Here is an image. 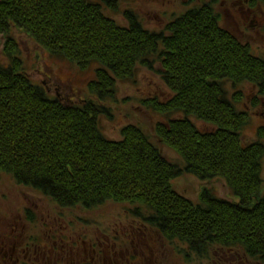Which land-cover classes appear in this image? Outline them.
<instances>
[{"label": "trees", "instance_id": "trees-1", "mask_svg": "<svg viewBox=\"0 0 264 264\" xmlns=\"http://www.w3.org/2000/svg\"><path fill=\"white\" fill-rule=\"evenodd\" d=\"M252 1L253 8L264 7V0ZM127 19L122 27L89 0H0V35L10 60L0 62V177L64 206L129 205L175 250L188 249L178 252L208 258L216 248L264 264V129L244 143L251 114L240 109L244 92L231 99L227 88L251 86L252 108L261 107L264 57L223 28L214 9L193 8L161 32L132 14ZM17 32L81 70L97 66L85 104L67 106L28 76ZM154 59L172 97L142 105L180 117L156 125L161 144L135 125L123 128L121 141L109 140L99 117L108 114L117 81ZM196 122L212 129L201 131ZM159 145L181 161L169 160ZM186 175L223 180L238 202L211 189L190 200L174 186Z\"/></svg>", "mask_w": 264, "mask_h": 264}, {"label": "rangeland", "instance_id": "rangeland-1", "mask_svg": "<svg viewBox=\"0 0 264 264\" xmlns=\"http://www.w3.org/2000/svg\"><path fill=\"white\" fill-rule=\"evenodd\" d=\"M89 1L103 5L105 16L122 27L129 25L127 19V14L129 13L137 16L147 30L154 32L163 31L171 21L170 18L173 14H181L194 8V5L182 6L180 2L171 3L167 0H109V3L106 1L101 2V0ZM237 2L239 3V1ZM237 2L231 1L228 5L218 6L221 24L226 30L233 31L239 38L254 45L255 54L263 58L264 7L260 9L253 8L254 13L244 15L239 8L241 6L234 8ZM242 6L245 7L246 5L243 4ZM227 11L230 14L226 13ZM17 33L21 59L28 76L40 84L45 91L47 90V94L51 98L57 99L67 106L85 104L87 97L89 98L90 83L96 78L95 70L97 66L93 65L86 70H81L73 63L45 52L24 34ZM5 45L6 41L0 35V62L8 66L10 60L4 53ZM161 70V63L154 59V61H151L149 68L139 66L130 78L117 81L114 96L107 101L108 114H102L99 117V126L106 138L111 141H121L123 128L135 125L148 132L155 143L161 144L155 134L156 125L167 123L168 119L180 117L178 115L165 117L152 109H146L142 105V101L145 100L158 99L161 102H166L172 97V92L166 87L161 78ZM227 88L231 93V99L235 92H244L246 101L240 106V109L244 110L247 108L251 114L252 121L251 126L245 130L244 143L252 144L258 138L259 130L261 128L264 129V107L252 108L251 103L253 102L252 95L254 91H252L251 86L245 85L236 90L234 87L227 85ZM196 124L201 131H210L212 129V127L202 122H196ZM159 146L169 160L173 162L181 161L174 151L166 146ZM6 181L4 179L0 181V209L9 210L12 217L16 215L21 207L27 204H37L36 206L46 217L55 210V207L47 199L33 193H31V196L26 195L28 193H22L15 185H9L10 181ZM174 186L179 193L194 202L199 200L206 189L213 190L214 194L222 199L238 202L223 180L202 181L191 175H186L177 179ZM132 209L129 205L109 203L100 209L94 210L92 214L86 215V213H83L80 215L84 220H92V235L94 238L100 237L102 232L107 231H120L121 234L132 232L135 236L146 235L151 238L153 234H151L150 230H146L147 233L139 232L141 225L135 221L133 213L130 212ZM72 219L75 220L74 217ZM153 236L157 238V253L163 264H258L245 262V256L240 252L227 253L222 249L216 248L210 251L208 258L202 259L192 256L189 262H185L183 254H187L188 251L186 253L178 251L188 250L186 247L177 245L178 248L175 250L176 247L162 243L158 233Z\"/></svg>", "mask_w": 264, "mask_h": 264}, {"label": "flooded vegetation", "instance_id": "flooded-vegetation-1", "mask_svg": "<svg viewBox=\"0 0 264 264\" xmlns=\"http://www.w3.org/2000/svg\"><path fill=\"white\" fill-rule=\"evenodd\" d=\"M167 1L171 3L180 2L182 6L194 5V8L202 6L210 10L214 9L218 15V19V6L228 5L231 1H239V3H235L234 8L241 6L239 8L242 14L250 15L254 13L252 0ZM101 2H105V0H101ZM107 2L109 3V1ZM243 4L246 6L243 7ZM100 6L103 10V5ZM188 11L190 10L181 14L175 13L170 19H177L185 15ZM226 13L229 12L227 11ZM229 32L235 35L240 42L242 41L246 44H250L239 38L233 31L229 30ZM46 92L48 93L47 90ZM261 107H264V101H262ZM2 179H4V181H10L9 185H15L22 193H28L26 195L31 196V193H33L47 199L48 202L55 207V210L46 217L44 216L45 214L39 210L38 206H36L37 204H27L21 207L16 215L12 217L9 210L0 209V264L162 263L157 253V238L153 236L156 234V231L144 219L142 214L136 212L133 207L130 212L133 213L137 224L143 227L139 228V232L147 233L146 230H150L151 234H153L151 238L146 235L140 237L135 236L132 232L121 234L120 231L102 232L100 237L94 238L92 235V220H84L80 214H92L94 210L100 209L109 203L96 208H92L85 204L64 206L43 192L25 185L17 184L16 181L9 176L3 175L0 177V181ZM73 217L75 220L72 219ZM135 230L137 229L135 228ZM159 239L162 240V243H166L164 238L159 237ZM192 256L203 259V257H198L195 254H183L185 262H189Z\"/></svg>", "mask_w": 264, "mask_h": 264}]
</instances>
